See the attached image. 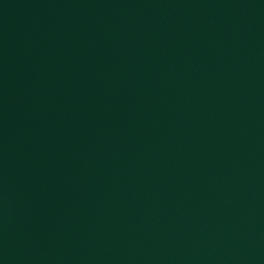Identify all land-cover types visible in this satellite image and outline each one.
<instances>
[{"label": "water", "instance_id": "95a60500", "mask_svg": "<svg viewBox=\"0 0 264 264\" xmlns=\"http://www.w3.org/2000/svg\"><path fill=\"white\" fill-rule=\"evenodd\" d=\"M0 264H264V0H0Z\"/></svg>", "mask_w": 264, "mask_h": 264}]
</instances>
